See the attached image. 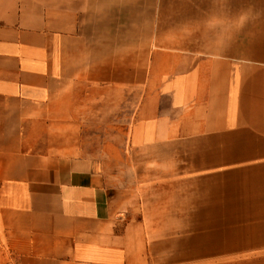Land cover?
I'll use <instances>...</instances> for the list:
<instances>
[{
  "label": "crops",
  "instance_id": "crops-1",
  "mask_svg": "<svg viewBox=\"0 0 264 264\" xmlns=\"http://www.w3.org/2000/svg\"><path fill=\"white\" fill-rule=\"evenodd\" d=\"M163 1L0 0V264H264V0Z\"/></svg>",
  "mask_w": 264,
  "mask_h": 264
},
{
  "label": "rangeland",
  "instance_id": "rangeland-1",
  "mask_svg": "<svg viewBox=\"0 0 264 264\" xmlns=\"http://www.w3.org/2000/svg\"><path fill=\"white\" fill-rule=\"evenodd\" d=\"M200 1L203 2V1H207V0H200ZM180 3H181V5H183L182 4L183 1H180V0L179 1H177V0H164L162 2V6L165 8V10L169 11V13H170L169 16L170 17H168V16L160 17L159 16L158 18H156V21L158 22V20H159V23L161 21H163L164 22L163 24L166 27H173V28L177 29L178 26H180V27L184 26L186 28H190L192 25L196 24L197 21H199L200 19H205L203 17H193V18L189 17V18H187V17L179 16V14H178L179 11H177V10L179 8ZM160 5H161V1H160ZM184 5H185L184 6L185 9L194 8V3H192V2L184 1ZM192 19L194 20V24L191 22ZM188 21H189V23H187ZM196 25L198 27L200 26L199 23L196 24ZM219 140H220L219 138L214 139L215 142H217ZM221 140H224V139L222 138ZM209 142H210V140L207 141V143H209ZM202 143H204V142H202ZM202 143L200 141L199 142H197V141L196 142L195 141H192V142L191 141H186V142L179 143V145L173 147L172 150L174 152L179 151V153H184L185 154L184 156L186 158H194L196 156H200V152L202 151L201 147L203 145ZM169 151L171 152V149ZM202 152L205 153V151H202ZM218 152H219V148L216 147V146H213L212 148L207 149V154L208 155H211V156L215 155L217 157V158L213 159L211 161V163H207V165L209 164L212 167L213 165L220 163V161H223V159L221 160L218 157L219 155L217 156ZM185 166H186V170L191 171V168L201 167L202 166V162L187 163ZM216 177H217V179H224V175L220 174L219 172L216 175ZM201 178H202V176L201 177H197V178H192V179L190 178L188 181L185 180L182 184H184V185H191V184H194V183L198 184V183L201 182ZM210 178L213 179L214 176L213 177L211 176ZM208 179H209V177H208ZM218 185H221V183L218 184ZM223 185H224V183H223ZM222 188L223 187H221L220 189H222ZM181 195H184L186 197H191V196H195V195H200V192H194V190H192V191L190 190V191H185V193L181 194Z\"/></svg>",
  "mask_w": 264,
  "mask_h": 264
},
{
  "label": "clouds",
  "instance_id": "clouds-1",
  "mask_svg": "<svg viewBox=\"0 0 264 264\" xmlns=\"http://www.w3.org/2000/svg\"><path fill=\"white\" fill-rule=\"evenodd\" d=\"M241 19L243 20V19H245V17H241Z\"/></svg>",
  "mask_w": 264,
  "mask_h": 264
}]
</instances>
